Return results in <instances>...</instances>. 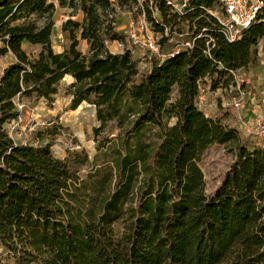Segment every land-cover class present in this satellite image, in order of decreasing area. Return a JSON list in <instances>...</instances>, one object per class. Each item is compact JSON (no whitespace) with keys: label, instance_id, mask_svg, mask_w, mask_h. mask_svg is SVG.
<instances>
[{"label":"trees","instance_id":"1","mask_svg":"<svg viewBox=\"0 0 264 264\" xmlns=\"http://www.w3.org/2000/svg\"><path fill=\"white\" fill-rule=\"evenodd\" d=\"M76 1L82 20L62 23L70 42L55 51L52 0H0V57L15 58L0 74L2 251L15 264H264V141L250 148L195 103L199 78L224 79L214 60L233 69L252 65L264 12L227 42L210 29L206 9L214 0H190L179 17L165 0H142L149 19L151 1L165 25L207 26L215 45L208 56L200 39L141 71L128 50L112 53L104 44L120 37L106 15L112 2ZM78 36L88 54L78 49ZM24 42L38 52L28 54ZM65 76L72 78L69 108L94 106L91 161L77 153L60 159L50 142L19 141L4 128L21 114L16 102L52 103ZM36 134L37 141L42 134ZM214 144L234 145V159L206 193L199 161ZM89 161L78 176L77 167Z\"/></svg>","mask_w":264,"mask_h":264},{"label":"rangeland","instance_id":"2","mask_svg":"<svg viewBox=\"0 0 264 264\" xmlns=\"http://www.w3.org/2000/svg\"><path fill=\"white\" fill-rule=\"evenodd\" d=\"M54 2V12L52 20L51 45L55 51H62L67 47L70 40L67 33L62 32L61 25L68 18L81 21L83 14L79 9L78 2L75 0L72 5L60 6L57 0ZM142 3V0L139 1ZM114 13L116 22L114 30L120 35L119 39L124 40L128 30L129 23L136 21L145 10V4H124L114 3ZM150 5V2H147ZM23 49L30 55L38 52V46L24 42ZM78 49L83 54L89 53L88 43L78 36ZM109 51L118 52L115 44L108 46ZM142 50L134 48V57L141 61H147V52L142 54ZM14 55L7 52L0 57V74L3 68L14 61ZM248 85L246 91L255 95V99L250 101L247 97L243 99V106L240 109L222 107L215 105L214 100L210 99L211 105L206 109L209 116L219 119L224 125L234 128L238 131L241 140H247L250 148L262 144L264 134L260 130L264 127V119L258 123L256 117L264 111V38L259 40L255 50V60L247 69ZM72 78L65 76L58 85V91L52 103L47 104L44 100L34 98H24L19 102L21 108V121L15 125L10 136L17 140L34 143L50 142L54 155L60 159L67 158L71 153L88 156L93 159L97 153V141L93 134V127L97 125L95 119L94 106L87 102H82L76 109L69 108L70 94L68 92L69 84ZM222 95L226 96L225 93ZM228 94L227 96H232ZM214 102V103H213ZM258 105V107H257ZM261 108V109H260ZM245 122V123H244ZM11 122L5 123V130H11ZM40 131L41 139L36 141V132ZM234 145L232 144H214L207 148L200 157L199 166L203 172L205 191L210 193L219 183L221 176L228 169L234 159ZM90 161L77 167L78 176L84 177L90 168ZM120 225L116 226L120 230ZM0 260L9 261L15 264L12 258H8L6 253L0 247Z\"/></svg>","mask_w":264,"mask_h":264},{"label":"built area","instance_id":"3","mask_svg":"<svg viewBox=\"0 0 264 264\" xmlns=\"http://www.w3.org/2000/svg\"><path fill=\"white\" fill-rule=\"evenodd\" d=\"M114 6L115 0H110ZM140 0H137V4ZM190 0H165L169 6L170 12L178 17L183 15L189 5ZM214 6L206 9L209 17L212 19L210 29L213 33L222 36L227 42L238 39L243 30L256 21L260 14L264 12V0H214ZM149 10L151 11L152 19H149L143 9L136 21L129 23L128 30L124 36V40L105 39L104 44L108 49L110 44H115L118 52L121 53L128 50L134 57V48L143 51V55L147 52V61L137 60L138 67L141 71L149 68L152 60H163L171 55H174L182 50L192 49L196 42L203 40L204 52L211 56L210 51L215 45V37L211 34L207 26L201 29H190L189 22H181L180 25H165L158 16L156 6L151 1ZM142 4V3H141ZM140 4V5H141ZM143 6V5H142ZM108 20L113 19L112 25L116 22L114 11H107ZM154 23L163 25L162 31H157L154 28ZM109 50V49H108ZM111 52V51H110ZM115 53V52H112ZM216 68L224 72V79H220L216 74L213 76L206 75L197 80V93L195 96L196 105L203 110L205 115H208L206 109L213 105L210 99L214 100L215 105L226 108L240 109L243 106V99L247 97L250 101L255 99L254 94L246 91L248 85L247 69H233L225 66L220 60H214ZM217 80L215 87L212 83ZM222 93L232 94V96H224ZM17 108L21 110L22 105L16 102ZM258 107V105H257ZM261 109V108H260ZM264 119V111L260 112L256 117L257 123ZM21 121V114L16 119L11 121V130L13 132L15 125ZM245 123V122H244ZM264 134V127L260 130ZM10 135V134H9ZM12 137V136H10ZM13 138V137H12ZM15 139V138H14Z\"/></svg>","mask_w":264,"mask_h":264}]
</instances>
